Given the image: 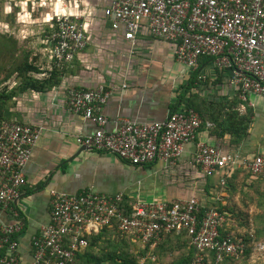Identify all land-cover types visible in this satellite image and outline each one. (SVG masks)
<instances>
[{
  "label": "crops",
  "instance_id": "crops-1",
  "mask_svg": "<svg viewBox=\"0 0 264 264\" xmlns=\"http://www.w3.org/2000/svg\"><path fill=\"white\" fill-rule=\"evenodd\" d=\"M111 1L11 0L23 24L24 36L19 43L28 41L39 26L46 25L45 32L54 30L59 15L78 16L88 40L85 50L65 69L59 86L47 93H23L14 108L24 124L45 129L25 168L27 184L19 201L26 217L21 250L29 260L32 237L50 223L52 192L123 194L135 204L170 203L194 196L201 208H222L227 220L239 226L254 225L264 214V178L250 169L255 157L264 152V99L250 96L242 101L231 83V73L218 70L207 58L200 61L197 71L184 69L175 59L174 44L146 31L132 48L123 31L114 30L104 16ZM40 41L38 47L48 44ZM47 47L50 61L44 63L43 58L37 63L43 72L52 68L50 42ZM45 75L35 77L42 79ZM9 84L13 87L14 79ZM124 84L129 85L125 90ZM99 87L111 92L104 109L108 133L117 131L126 120L165 122L170 112L189 108L190 100L202 112L201 116L196 110L206 124L196 141L184 146L173 166L160 160L143 167L132 166L114 154L86 147L84 140L98 127L82 115L69 112L71 88ZM234 110L242 115L251 111L254 119L249 136L239 147L231 144L230 135L220 137L214 132L213 122H223ZM196 142L232 153L237 164L205 177L195 163ZM232 264H264V239L251 243L246 258Z\"/></svg>",
  "mask_w": 264,
  "mask_h": 264
},
{
  "label": "built area",
  "instance_id": "built-area-1",
  "mask_svg": "<svg viewBox=\"0 0 264 264\" xmlns=\"http://www.w3.org/2000/svg\"><path fill=\"white\" fill-rule=\"evenodd\" d=\"M104 16L114 30L137 45L147 32L154 38L174 44L175 59L184 69L197 71L200 61L231 73V83L242 101L250 96L264 99V0H112ZM78 16L59 15L50 45L52 59L58 64L71 63L87 47L86 29ZM128 84L123 85L127 89ZM111 92L71 88L68 92L70 113L80 114L98 127L84 140L97 152H108L135 167L156 161L173 166L184 146L195 142L203 123L193 108L170 112L165 122L139 123L126 120L108 133L104 114ZM45 129L28 124L4 122L0 129V264H78L88 236L99 234L118 219L123 237L143 244H155L163 235L187 232L197 250L192 264H216L227 258L238 259L246 253L239 238L221 236L226 215L213 209L200 221V202L196 197L170 203L134 205L130 216L120 210L123 194L109 196L86 190L70 195L52 192L50 223L32 237L30 260L21 250L26 231L24 210L19 207L27 184L25 168ZM195 163L205 177L237 164L232 153L196 142ZM251 172L264 178V152L250 164ZM5 219L11 220L10 224Z\"/></svg>",
  "mask_w": 264,
  "mask_h": 264
},
{
  "label": "trees",
  "instance_id": "trees-1",
  "mask_svg": "<svg viewBox=\"0 0 264 264\" xmlns=\"http://www.w3.org/2000/svg\"><path fill=\"white\" fill-rule=\"evenodd\" d=\"M54 24V30L52 29L51 31L50 28V31H47L46 35L42 37L43 40L47 41V45H49L57 28L56 21ZM17 46L18 43L14 41L13 37L0 32V77L5 74L0 81V129L4 122L24 124L20 119V114L14 110L17 98L29 91L47 93L53 90L61 84L62 75L65 74V69L70 66L69 63L58 64L56 59H52L51 70L43 72L37 66L41 57L32 50L19 49ZM45 73V78L39 79L35 77V75ZM13 79L15 85L11 87L9 83ZM187 105L189 108L199 112L193 101L190 100ZM253 121L251 111L242 115L234 110L228 114V117L223 122L218 120L213 122L215 123L214 132L220 133V137H224L225 134L230 135L231 144L234 147H239L249 136ZM205 124L203 117V125ZM134 205L135 203L132 200L124 198L120 210L123 215L130 216ZM213 209L227 216L222 208L213 206L210 209L200 208L199 220L201 221ZM261 210L264 211L262 205ZM259 218L260 221L256 224L245 225L250 230L249 233L245 234H241L239 230L236 231V226L239 225L227 220L221 230V236L232 235L237 237L246 244L247 249L245 255L241 258L234 259L229 257L220 264H232V262L245 259L249 245L254 241L261 242L264 239V214ZM118 226L119 221L115 219L99 234L88 236L86 239L89 245L84 254L78 255V264H192L197 256V250L191 246V238L187 232L180 234L172 232L163 235L153 245V243L143 244L140 240L133 237H125L128 240L121 238ZM131 246L135 247L140 256H135L130 252L129 248ZM143 260L144 262H142ZM210 264H216L213 253L210 254Z\"/></svg>",
  "mask_w": 264,
  "mask_h": 264
},
{
  "label": "rangeland",
  "instance_id": "rangeland-1",
  "mask_svg": "<svg viewBox=\"0 0 264 264\" xmlns=\"http://www.w3.org/2000/svg\"><path fill=\"white\" fill-rule=\"evenodd\" d=\"M9 9H11L9 11ZM12 12V13H11ZM23 24L20 23L18 13H17V8L15 7L14 4H12L11 0H0V32L3 34H9V36L14 38V41L18 43L17 48L19 49H25V50H32L36 55H39L44 63H48L50 61V58L46 56L48 53V47L44 45V48L38 47L40 44V40L42 39L43 36L46 35V25H42L38 27L37 30H33L34 32H31L30 34V39L27 41H24L23 43H19V40H23L22 36L24 34L21 33ZM27 42V43H26ZM48 55V54H47ZM41 62V63H42ZM5 74H3L0 77V81L4 78ZM224 228V227H223ZM222 228V229H223ZM236 231L239 230L241 231V234L249 233L250 230L248 226L241 225V226H236ZM234 230V229H233ZM121 238L126 239L125 237L121 236ZM128 240V239H126ZM133 244V243H132ZM140 247V246H138ZM141 248V247H140ZM130 252L135 255V256H140V254L137 253V250L135 249L134 246H131L129 248ZM144 262V260L142 261Z\"/></svg>",
  "mask_w": 264,
  "mask_h": 264
},
{
  "label": "clouds",
  "instance_id": "clouds-1",
  "mask_svg": "<svg viewBox=\"0 0 264 264\" xmlns=\"http://www.w3.org/2000/svg\"><path fill=\"white\" fill-rule=\"evenodd\" d=\"M11 9H9V11H10Z\"/></svg>",
  "mask_w": 264,
  "mask_h": 264
}]
</instances>
